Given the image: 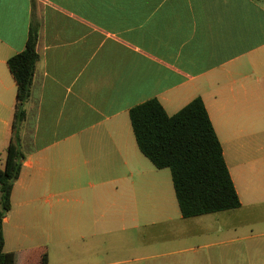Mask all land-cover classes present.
<instances>
[{
	"label": "crops",
	"instance_id": "crops-1",
	"mask_svg": "<svg viewBox=\"0 0 264 264\" xmlns=\"http://www.w3.org/2000/svg\"><path fill=\"white\" fill-rule=\"evenodd\" d=\"M35 2L40 61L3 223L6 253L47 248L48 264H96L104 232L172 223L181 238L208 232L224 245L226 212L185 219L171 171L138 147L130 111L152 99L169 116L203 100L240 217L261 212L264 0ZM32 16V0H0V161L17 103L8 60L25 50Z\"/></svg>",
	"mask_w": 264,
	"mask_h": 264
},
{
	"label": "trees",
	"instance_id": "trees-1",
	"mask_svg": "<svg viewBox=\"0 0 264 264\" xmlns=\"http://www.w3.org/2000/svg\"><path fill=\"white\" fill-rule=\"evenodd\" d=\"M33 16L25 50L8 60L17 85L13 136L4 161H0V264H48L47 248L8 254L5 252L4 219L12 209L11 196L20 177L25 155L20 128L26 120L40 55L37 51L39 21L32 0ZM138 147L158 170L169 169L176 198L185 219L235 211L241 207L228 169L222 144L206 106L196 98L174 116H169L156 100L130 111Z\"/></svg>",
	"mask_w": 264,
	"mask_h": 264
},
{
	"label": "rangeland",
	"instance_id": "rangeland-1",
	"mask_svg": "<svg viewBox=\"0 0 264 264\" xmlns=\"http://www.w3.org/2000/svg\"><path fill=\"white\" fill-rule=\"evenodd\" d=\"M223 216L231 225L224 245L208 232L181 238V230L175 229L179 223L104 232L102 257L96 264H264V208L257 216L244 212L240 217L237 210ZM210 218L217 222L216 215Z\"/></svg>",
	"mask_w": 264,
	"mask_h": 264
}]
</instances>
